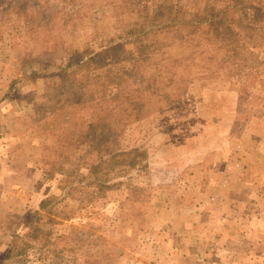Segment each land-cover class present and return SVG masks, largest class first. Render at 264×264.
<instances>
[{
  "label": "rangeland",
  "instance_id": "rangeland-1",
  "mask_svg": "<svg viewBox=\"0 0 264 264\" xmlns=\"http://www.w3.org/2000/svg\"><path fill=\"white\" fill-rule=\"evenodd\" d=\"M46 1L47 6L35 10L37 21L26 20L10 8L6 17L0 14V88L9 89L0 93V99L4 97L18 119L25 120L15 128L10 123L14 151L10 153L17 155L19 166L32 171L29 175L20 171L19 177L28 175L34 183L31 206L25 198L29 208L24 218L2 232L9 239V250L23 246L33 234L39 211L41 230L52 233L54 244L31 246L27 256L7 261L2 254L0 264H264V85L258 88L264 68L231 69L227 81L236 85L242 80L253 96L246 102L241 87L235 86L234 109L225 110L221 86L226 71H209L207 60L218 45L206 47V42L196 50L203 35L181 39L188 34L179 35L177 30L162 34L155 57L159 66L148 75L157 78L167 94L184 89L177 83L180 77L186 84L192 81V88L175 106L102 145V151L121 147L151 151L153 168L149 158L147 170L114 182L105 196L92 199L77 194L75 199L72 191L95 193L85 188L89 173L81 158L87 153L93 162L108 154L92 152L99 150L88 137L98 129L87 123L97 121L98 113L108 115L116 103L109 98L85 103L81 94L72 102L63 92L57 105L51 75L77 49L91 46L100 51L106 39L110 44L126 40L116 38L115 0ZM132 19L129 15L125 21ZM241 35L242 48L249 54H264V26L246 23ZM167 43L174 44L164 50ZM202 66L205 69L193 75ZM23 68L26 74L14 87ZM120 81L121 92L133 89L128 77ZM144 96L154 100L159 95L147 89ZM232 116L230 141L225 120ZM213 134L217 142L212 150H204L202 140L209 141ZM185 145L193 147L183 149ZM202 152L212 155L198 157ZM72 184L76 186L65 189Z\"/></svg>",
  "mask_w": 264,
  "mask_h": 264
},
{
  "label": "trees",
  "instance_id": "trees-1",
  "mask_svg": "<svg viewBox=\"0 0 264 264\" xmlns=\"http://www.w3.org/2000/svg\"><path fill=\"white\" fill-rule=\"evenodd\" d=\"M191 2L193 3L191 6H185L184 0H115L118 32L116 38H125L126 41L122 43L114 41L110 44V39H106L100 51H95L91 46L77 49L64 58L63 65L56 73H52L51 76L55 79L52 81V87L57 96V105L61 103L60 97L63 92L69 95L72 102L80 98L81 94L85 95L81 97V100L85 98V103L105 98H109L111 103H116V106L109 109L108 115L101 117L102 113H98L97 121L87 123L97 125L94 129H98L97 133L88 137L89 143L95 145V150H99L92 152L108 153L104 159L93 162L90 161L87 153L81 158L82 163L88 167L89 173L84 184L85 188L94 189L95 193L89 195L86 194V190L80 194L72 191V198L87 195L92 199L103 197L110 191L114 182L128 177L137 170L148 169L145 164L149 161V153L144 148L124 150L121 147L116 148L117 150L110 148L102 151V145H109L113 138L123 136L128 127L160 114L186 97L191 84V82L186 84V79L180 77L177 82L183 84L182 91L180 89L175 93L167 94L158 86V79L148 75L149 70H156L159 66L155 57L159 53L162 34L174 30H177L179 35L188 34L187 38L179 36L181 39L203 35L201 42L196 45V50L205 47L203 45L206 42V47L218 45L219 48L217 46L218 49L209 53L207 60L210 68L226 71L231 64L232 52L241 36L243 25L264 24V0H191ZM42 4L47 6V1L0 0V14L6 17L10 8L16 14L23 15L26 20L37 21L35 10ZM180 8L181 11L178 12ZM129 15L134 19L125 21ZM173 44L167 43L164 50ZM216 60L219 62L215 63ZM118 64L123 67L116 70ZM124 69L126 71L119 72ZM24 74L26 72L23 68L14 87L19 84ZM125 77L134 82L133 89L121 92L119 88L124 84L120 80H124ZM147 89L153 90L155 95L159 96L154 100L145 99L144 92ZM134 93H140L142 96ZM141 165L144 167L142 168ZM80 183L83 184V179ZM75 186L72 184L65 189H72ZM139 189L135 188L136 191ZM137 199L138 196L135 201ZM46 203L47 201L41 207H45ZM36 214L38 218L32 236L23 242V246L13 248L8 253L7 260L27 256L31 246L39 249L54 244L51 239L52 233L41 230L43 216L39 211Z\"/></svg>",
  "mask_w": 264,
  "mask_h": 264
},
{
  "label": "crops",
  "instance_id": "crops-1",
  "mask_svg": "<svg viewBox=\"0 0 264 264\" xmlns=\"http://www.w3.org/2000/svg\"><path fill=\"white\" fill-rule=\"evenodd\" d=\"M260 26H264V24L263 25L260 24ZM242 28H241V32H242ZM242 40H243V37L241 35L238 38L236 45L234 47V51L236 49V53L234 54L232 53L231 64L229 68L226 70L225 72L226 74L223 76V79H226V80L223 81L224 83L221 86V88L225 89L224 93L226 94V101H225V104L222 106V108L225 110L234 109L233 94L235 93L234 92L235 86L241 87L243 94L245 95L246 102H248L249 100L248 98H251V96H253L252 91L248 94L250 88L242 80H238L236 85L227 81V78L230 76L229 73L231 69L233 67H240V68H245V69L247 68V69H253V70L258 71L259 69L264 68V54L260 52L258 54H249L247 52L248 50L247 48L246 49L242 48V44H243ZM261 47L264 49V44H262ZM239 51H242L241 54L238 53ZM202 69H205V68H201V67L196 68V71L193 73V75H195L199 70H202ZM212 70L214 69L211 68V70L209 71L213 72ZM214 72H217V71H214ZM204 84L205 82L203 81L202 85ZM215 85L218 86L217 84ZM263 85H264V80L262 81V84L258 86V88L260 86L262 87ZM216 86H213V87H216ZM191 88H192V81H191L189 90ZM4 92H6L5 94L9 93V89H6L4 91L3 88H0V93L2 94ZM188 92L186 93V96ZM212 107L214 109L217 108L216 105H213ZM13 110L14 109L11 108L10 103L9 102L6 103V101H4V97H2L0 99V256L4 254V260L7 259L8 253L10 252L11 249L10 250L8 249L9 246L6 247L7 243H9V239L5 237L2 231L3 230L6 231L7 229L9 230L12 229V227L20 219L22 220V218H24L21 216L24 214V210L25 209L27 210L29 208L28 205H27L28 207L25 205V198L28 199L29 205L31 206L30 199L32 198V195H30V191H31V188L34 187V183H31V180H29L28 178L29 177L28 175L32 173V171L26 170L25 166L23 167L19 166L18 158H16L17 155L14 156L10 153V152L14 153V151H11V147H10V144H11L10 136H9L10 123L12 125L11 128H15L19 125H24V122H25L24 119L22 120L18 119L19 117L16 116L17 114H15ZM232 120H233V116L225 120L226 121L225 127L226 128L230 127L229 130L226 129L227 131L226 139H230V141H233V135H234L231 132ZM195 140H193V145L195 143ZM217 140H218V137L216 134H213V136H211L209 141L206 138H204L202 141L204 142L206 148H204V146L201 148H204V150L210 151L212 150L211 149L212 144L216 143ZM20 142L24 143L23 139H21ZM193 145H185L183 149H188L189 147H193ZM15 148L17 152L20 150L18 146H15ZM151 154L152 153L150 151L149 158L151 159L150 167L152 169L153 168L152 166L153 156ZM211 155H212L211 152L209 153L202 152V153H199L198 157L204 156L205 158V156L210 157ZM168 156L170 155L168 154L163 157H168ZM20 171L28 172V175H25V177H23V175L19 177V174H23ZM151 174L153 175V173Z\"/></svg>",
  "mask_w": 264,
  "mask_h": 264
}]
</instances>
